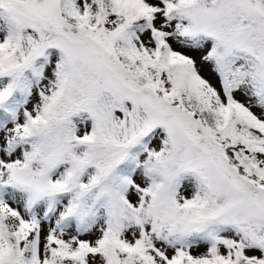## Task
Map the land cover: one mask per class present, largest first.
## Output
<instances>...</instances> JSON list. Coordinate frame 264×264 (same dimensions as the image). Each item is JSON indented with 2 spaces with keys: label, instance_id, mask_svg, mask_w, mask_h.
<instances>
[{
  "label": "snow or ice",
  "instance_id": "1",
  "mask_svg": "<svg viewBox=\"0 0 264 264\" xmlns=\"http://www.w3.org/2000/svg\"><path fill=\"white\" fill-rule=\"evenodd\" d=\"M0 264H264V0H0Z\"/></svg>",
  "mask_w": 264,
  "mask_h": 264
}]
</instances>
